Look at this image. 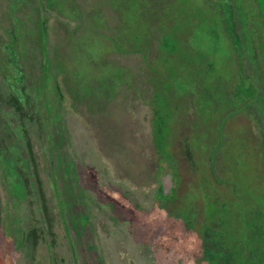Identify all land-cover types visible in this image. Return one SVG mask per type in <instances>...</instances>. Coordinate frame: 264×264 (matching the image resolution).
Wrapping results in <instances>:
<instances>
[{"label":"rangeland","instance_id":"rangeland-1","mask_svg":"<svg viewBox=\"0 0 264 264\" xmlns=\"http://www.w3.org/2000/svg\"><path fill=\"white\" fill-rule=\"evenodd\" d=\"M237 23L233 0H0V264H264ZM239 134L254 197L223 163Z\"/></svg>","mask_w":264,"mask_h":264},{"label":"trees","instance_id":"trees-1","mask_svg":"<svg viewBox=\"0 0 264 264\" xmlns=\"http://www.w3.org/2000/svg\"><path fill=\"white\" fill-rule=\"evenodd\" d=\"M261 1L233 0V5L235 10V16H237L238 19L237 24L239 27V38L243 40V45L246 42L250 48L247 55L248 65L250 67V70L252 71L254 80H256L255 83H257L258 85L259 92L264 95V75H260V73L258 72V64L262 63L264 69V12L261 8ZM245 16H248L246 25ZM44 25V18H41L42 28L45 27ZM261 102L264 105V99ZM236 108L237 107L227 112L224 116L221 117L220 122L217 123L215 130L218 134L217 146L220 149L224 147L222 145L223 140L221 138L222 124L223 122H225L226 117H229L231 114H234L238 110ZM216 152L217 149L216 147H214L210 154L212 166L214 165V158Z\"/></svg>","mask_w":264,"mask_h":264},{"label":"water","instance_id":"water-1","mask_svg":"<svg viewBox=\"0 0 264 264\" xmlns=\"http://www.w3.org/2000/svg\"><path fill=\"white\" fill-rule=\"evenodd\" d=\"M235 125L236 127L238 126V124ZM237 131L238 133L242 134L239 129ZM240 134L238 136H235L237 138H235L234 140H230V144L225 149H223V163L230 170L231 177L235 179L239 186V189L249 190V196L254 197L255 195H253V184L256 181L257 177L254 173L255 171L253 173H250V167L252 165V154L248 138L240 136Z\"/></svg>","mask_w":264,"mask_h":264},{"label":"flooded vegetation","instance_id":"flooded-vegetation-1","mask_svg":"<svg viewBox=\"0 0 264 264\" xmlns=\"http://www.w3.org/2000/svg\"><path fill=\"white\" fill-rule=\"evenodd\" d=\"M242 49L244 50V52L246 53V59H245V62H246V65H248V57H247V55H248V52H249V46L247 45V43L245 42L244 43V45H242ZM249 66V65H248ZM248 70H249V72L252 74V71L250 70V67L248 68ZM258 72L260 73V75H264V69H263V65H262V63H260V64H258ZM251 81H252V83H253V81H254V84H253V86L251 87L252 89H249V88H247L246 89V91H244V93H242L244 96L242 97V95H240L241 96V98H242V100H240L241 101V105L240 106H242L244 103H247V102H252V101H259L260 102V104H262V100L264 99V95L263 94H261L260 92H259V88H258V85H257V83H255V81L256 80H254V77H253V74H252V78H251ZM250 90V91H249ZM262 106H263V108H264V105L262 104ZM233 109V108H232ZM231 109V110H232ZM231 110H229V111H231ZM228 111V112H229ZM217 139H218V134H217ZM211 154V153H210ZM210 154L209 155H207V157H206V162H207V166H208V168H209V174H211L212 173V168L214 167V165L212 166L211 164V159H210ZM213 175V174H212ZM214 176V175H213ZM213 181L216 183V184H218V185H220V184H224L223 183V181L222 180H215V178L213 177ZM169 191H170V189H166V191H164L163 190V188L161 187V185H160V189H159V192H160V195H162V196H166L168 193H169ZM236 209L235 210H238L237 209V207H235ZM243 210H244V214L245 215H247L248 214V212H249V210L248 209H244V207H243ZM239 239L242 241V244H243V246L245 245V242H244V240H243V235L241 234L240 236H239Z\"/></svg>","mask_w":264,"mask_h":264}]
</instances>
